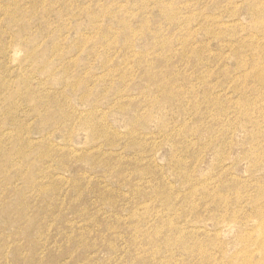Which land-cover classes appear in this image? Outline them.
Masks as SVG:
<instances>
[{"label":"rangeland","instance_id":"374dc122","mask_svg":"<svg viewBox=\"0 0 264 264\" xmlns=\"http://www.w3.org/2000/svg\"><path fill=\"white\" fill-rule=\"evenodd\" d=\"M0 264H264V0H0Z\"/></svg>","mask_w":264,"mask_h":264}]
</instances>
